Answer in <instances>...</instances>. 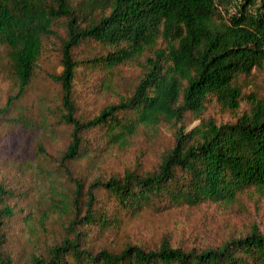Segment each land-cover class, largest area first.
<instances>
[{
	"label": "trees",
	"instance_id": "obj_1",
	"mask_svg": "<svg viewBox=\"0 0 264 264\" xmlns=\"http://www.w3.org/2000/svg\"><path fill=\"white\" fill-rule=\"evenodd\" d=\"M53 39L61 67L50 75L61 90L55 116L71 127L58 160L74 183L69 235L32 253L26 264H264V231L256 225L203 249L173 246L168 239L155 248L126 244L118 251L85 243L93 225H113L99 189L132 214L231 203L250 188L264 192V85L261 95L245 96L240 81L264 66V0H0V45L17 86L0 107V120L24 94ZM84 43L98 50L78 58L75 50ZM126 65L143 70L132 90L80 118L78 71ZM244 99L247 109L234 121L207 117L189 130L184 125L187 115L200 117L213 101L236 111ZM159 124L174 126V141L156 168L135 167L86 188L70 175L68 163L88 148V131L100 130L108 143L121 145L140 127ZM11 196L0 184V264H18L8 249L18 214L6 201Z\"/></svg>",
	"mask_w": 264,
	"mask_h": 264
},
{
	"label": "rangeland",
	"instance_id": "obj_2",
	"mask_svg": "<svg viewBox=\"0 0 264 264\" xmlns=\"http://www.w3.org/2000/svg\"><path fill=\"white\" fill-rule=\"evenodd\" d=\"M96 50L94 43H84L75 54L84 58ZM59 57L58 40L47 41L29 86L0 120V184L12 191L13 196L6 201L18 209L8 249L18 264L28 263L32 253H40L69 235L66 225L71 216L69 203L74 183L58 160L70 140L71 127L57 122L55 107L61 90L50 76L60 71ZM142 71L127 65L113 71L80 69L75 82L79 117L90 118L106 104L117 101L119 95L130 92ZM240 81L245 96L261 95L264 66ZM16 89L0 45V107ZM245 109V99L236 111L213 101L200 117L187 115L184 125L189 130L207 117L217 122L234 121ZM86 135V152L71 160L67 168L73 178L83 180L85 188L95 179L123 175L135 167L138 171L156 168L174 141V126L140 127L121 145L108 143L97 129ZM96 192L113 225L104 230L97 225L91 227L85 243L94 249L118 251L126 244L155 248L163 239L184 249H203L244 235L253 225L264 231V192L253 188L231 203L206 202L164 210L144 208L137 214L119 207L102 189Z\"/></svg>",
	"mask_w": 264,
	"mask_h": 264
}]
</instances>
